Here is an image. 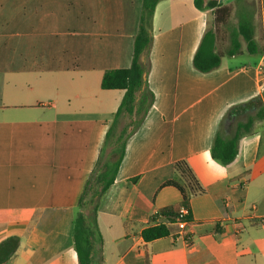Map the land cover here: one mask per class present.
Listing matches in <instances>:
<instances>
[{
  "label": "crops",
  "instance_id": "1",
  "mask_svg": "<svg viewBox=\"0 0 264 264\" xmlns=\"http://www.w3.org/2000/svg\"><path fill=\"white\" fill-rule=\"evenodd\" d=\"M219 1L230 15V1ZM235 1L231 29L228 18L216 24L217 7L157 3L139 58L154 100L100 201L93 264H264V114L231 164L210 153L229 109L261 98L264 110V0ZM140 10L141 0H0V244L19 240L8 264H78L77 204L124 94L103 90L101 79L129 67ZM239 23L249 24L257 53L247 52ZM205 31L216 32L217 52L224 34L220 53L233 39L240 50L203 74L192 60ZM256 108L238 109L227 134ZM181 160L204 189L185 206L165 185L177 181L173 164ZM182 206L188 230L154 216ZM160 223L168 236L144 241L142 231Z\"/></svg>",
  "mask_w": 264,
  "mask_h": 264
},
{
  "label": "trees",
  "instance_id": "2",
  "mask_svg": "<svg viewBox=\"0 0 264 264\" xmlns=\"http://www.w3.org/2000/svg\"><path fill=\"white\" fill-rule=\"evenodd\" d=\"M162 0H141V10L137 32L133 38V49L129 67L105 71L101 79V88L103 90H121L124 92L121 102L113 115L111 123L105 133L103 145L100 150L99 158L87 179L83 192L77 204V215L73 221L72 245L77 256L78 264H93V251L95 243H101L96 224V215L103 195L113 184L119 165L123 159L125 144L127 139L141 125L147 111L153 104L154 95L148 89L146 74L148 66L140 64L139 58L145 51L148 52L151 44L150 27L153 13L157 3ZM198 9L214 10L216 24H225L229 16L228 7L222 6L219 0H194ZM204 5V6H203ZM237 35L241 36L246 43L248 53H257V45L253 39V31L249 24L239 23ZM216 32L205 31L194 54L192 65L199 73H210L220 66L221 58L232 56L239 53L240 43L233 39L231 48L220 53L216 51ZM139 94L138 98L136 94ZM248 106L257 107L255 116H249L245 122H237L231 134H227L230 128V122L238 112V109H246ZM264 110L262 108L261 98H255L246 104H242L229 109L221 121L212 146L211 157L223 165L231 164L237 153L239 141L250 132L255 119L262 117ZM131 118L130 127L122 128L118 134L115 133V127L121 117ZM112 146L110 159L102 162L103 153L107 145ZM173 170L179 177L177 181H168L167 186H172L178 190L181 195V204L186 205L190 197L202 195L204 189L199 185L192 170L185 160L177 161L173 164ZM135 183L136 179L131 180ZM86 211V213H83ZM161 216L168 221H174L176 215L168 212H161ZM188 226L192 224L186 216ZM169 231L167 227L160 223L145 228L141 236L144 241L150 242L163 237H167ZM19 245L16 237L6 239L0 244V264H8L14 256Z\"/></svg>",
  "mask_w": 264,
  "mask_h": 264
},
{
  "label": "rangeland",
  "instance_id": "3",
  "mask_svg": "<svg viewBox=\"0 0 264 264\" xmlns=\"http://www.w3.org/2000/svg\"><path fill=\"white\" fill-rule=\"evenodd\" d=\"M227 2H229V7L231 9V13H230V15L228 17V21L226 23L227 25H225V27H228L229 29H231V27H234L236 25L237 21H238L237 11H236L237 3H236L235 0H227ZM245 5L247 7H249V8H251L253 13L256 15L257 9H256V5H255L254 1H250L249 3L247 2V3H245ZM213 26H214L213 16H210L207 28H211L212 29ZM227 46H228V38H227V35L224 34V36L221 38V42L219 43L218 50L220 52H223V50H225L227 48ZM130 121H131V118L128 117V116L121 117L120 120L118 121L116 127H115V133L118 134L119 131L122 128H127L128 130H130L131 129ZM232 129H233V127H231V129L229 130L230 133L232 132ZM111 150H112V146L108 144L105 147V150H104V153H103L102 162L110 159L109 156H110ZM175 178L177 180L179 179V177L177 175H175ZM83 213H86V211H83ZM72 252H73V255L76 256L73 250H72Z\"/></svg>",
  "mask_w": 264,
  "mask_h": 264
},
{
  "label": "built area",
  "instance_id": "4",
  "mask_svg": "<svg viewBox=\"0 0 264 264\" xmlns=\"http://www.w3.org/2000/svg\"><path fill=\"white\" fill-rule=\"evenodd\" d=\"M154 216L156 218L162 217L159 213H154ZM186 216L187 209L184 206L180 207L175 217V222L180 230H188L190 228L188 226Z\"/></svg>",
  "mask_w": 264,
  "mask_h": 264
},
{
  "label": "bare ground",
  "instance_id": "5",
  "mask_svg": "<svg viewBox=\"0 0 264 264\" xmlns=\"http://www.w3.org/2000/svg\"><path fill=\"white\" fill-rule=\"evenodd\" d=\"M257 89V88H256Z\"/></svg>",
  "mask_w": 264,
  "mask_h": 264
}]
</instances>
